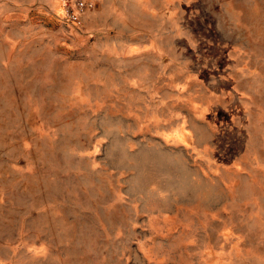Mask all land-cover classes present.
<instances>
[{
  "label": "rangeland",
  "instance_id": "obj_1",
  "mask_svg": "<svg viewBox=\"0 0 264 264\" xmlns=\"http://www.w3.org/2000/svg\"><path fill=\"white\" fill-rule=\"evenodd\" d=\"M0 264H264V0H0Z\"/></svg>",
  "mask_w": 264,
  "mask_h": 264
},
{
  "label": "built area",
  "instance_id": "obj_2",
  "mask_svg": "<svg viewBox=\"0 0 264 264\" xmlns=\"http://www.w3.org/2000/svg\"><path fill=\"white\" fill-rule=\"evenodd\" d=\"M67 12H69V11H67ZM70 16H72V17H73V16H74V14H71V13H70Z\"/></svg>",
  "mask_w": 264,
  "mask_h": 264
}]
</instances>
